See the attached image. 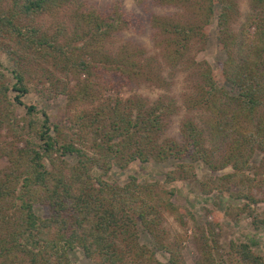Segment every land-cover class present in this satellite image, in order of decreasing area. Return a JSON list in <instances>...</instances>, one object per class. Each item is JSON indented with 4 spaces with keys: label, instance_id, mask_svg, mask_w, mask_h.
Masks as SVG:
<instances>
[{
    "label": "trees",
    "instance_id": "trees-1",
    "mask_svg": "<svg viewBox=\"0 0 264 264\" xmlns=\"http://www.w3.org/2000/svg\"><path fill=\"white\" fill-rule=\"evenodd\" d=\"M152 1L175 7L169 14L149 11L147 25L163 63L195 71L198 81L188 100L206 113L202 125L182 119L178 137L165 132L176 110L170 96L118 95L128 81L166 84L156 56L114 43L121 31L143 28L142 18L120 0L0 1V50L11 77L5 80L0 62V264H76L69 255L75 248L92 264H186L181 235L162 225L164 211L181 225L185 214L194 220L171 200V182L185 179L197 181L202 193L237 201L194 228L196 264H264V254L250 242L221 245L216 230L219 218L235 221L241 213L254 228L264 225L255 210L264 197L252 193L264 182V0H249L237 30L231 26L236 0ZM64 8H70L67 18L57 19L51 30L35 24L37 17ZM213 21L225 55L217 71L193 55L194 43L205 41ZM47 57L65 75L77 76L71 85L54 78L60 83L53 93H63L71 108L67 124L51 122L45 110L21 98L28 91V67ZM108 89L114 94L104 93ZM19 105L22 115L15 111ZM132 160L173 162L160 178H105L111 166L124 168ZM35 204L44 206V214ZM141 231L150 243L140 241ZM156 249L166 253L164 261L155 257Z\"/></svg>",
    "mask_w": 264,
    "mask_h": 264
},
{
    "label": "rangeland",
    "instance_id": "rangeland-1",
    "mask_svg": "<svg viewBox=\"0 0 264 264\" xmlns=\"http://www.w3.org/2000/svg\"><path fill=\"white\" fill-rule=\"evenodd\" d=\"M4 3L6 0H0ZM88 5H98L111 0H83ZM122 7L125 10L132 11L142 18L143 28L140 31L126 29L121 31L120 34L115 36V44H132L143 48L146 55H154L160 60L161 75L165 81V87H159L149 82L144 81H128L127 84H123L118 88V95L123 97L130 94H139L146 97L148 100H152L160 95H168L174 101L176 110L168 117V125L166 133L171 134L174 137H178V128L182 119L186 117L193 118L199 124H203L206 118L205 112L202 109L197 108L190 104L188 100L190 95L195 92V84L197 83V74L191 68H184L183 64H177L173 66L166 65L163 63L159 56L158 46L152 37L151 30L147 25V14L149 11L156 13L169 14L173 12L175 7H163L155 4L152 0H120ZM237 11L234 19L231 23L232 28L237 30L243 22L247 12L250 10L249 0H236ZM70 8H64L55 15L44 14L37 17L35 24H40L43 28L52 29V25L57 19H65L68 16ZM216 25L213 21L208 27L205 41L201 44L199 42L194 43V57L196 60L207 61L212 70H219L220 63L224 58V51L218 46L216 39ZM42 60L41 63H31L28 67L30 70L26 75V81L28 84V91L21 97L23 102L28 104H34L36 108H42L48 115L51 122H59L67 124L66 117L71 112V108L67 106L66 96L63 93L54 94L57 83L61 81H68V84H73L77 76L68 73L65 75L58 65H53L52 58ZM0 62L3 66L5 73V80L10 82V73L6 69L9 61L6 54L0 50ZM185 64V63H184ZM58 79H54L57 78ZM83 77L80 74L79 78ZM226 88H230L225 83ZM98 92L102 90L100 84L96 86ZM12 92V91H11ZM114 94L112 90L108 89L104 93ZM17 114L22 115L24 109L21 105L15 107ZM1 132H6L5 129H1ZM8 137V136H7ZM216 143V142H215ZM219 143V144H218ZM222 148L225 143L217 142ZM67 160L72 161V155L65 156ZM171 160L165 162H154L145 161L140 162L139 160L130 161L124 168H118L111 166L106 172L105 178L109 181L122 182L128 174H132L137 180L140 179H154L160 178L162 172L172 166ZM5 163V157L0 158V165L3 166ZM258 163V160H253V164ZM203 169L196 166L197 177L202 176ZM264 176V174H262ZM171 185L175 187V191L171 196V200L187 208L194 216V220L189 218L187 214L184 215L183 219L185 224L181 225L174 217L164 211V222L163 226L169 231L170 234L181 235V254L186 264H196V252L193 244V234L196 226L201 221L207 219L211 220L212 215L215 211H222L224 206L229 203H234L236 200L227 199L225 196L211 191L209 193H202L199 189V184L194 179L175 180L171 182ZM169 184H165L168 187ZM253 195L260 199L264 197V182L260 183L253 191ZM237 202V201H236ZM239 202V201H238ZM34 210L38 213L44 214V206L38 204L34 205ZM255 210L259 216H264V199H261L255 203ZM219 225L216 228L218 235V242L221 245H225L229 239L246 240L250 242L251 249L259 254H264V225L260 224L254 228L250 223V217L245 213L238 215L234 221L231 217H221L218 219ZM140 241L146 243L149 242V236L145 232L139 233ZM69 255L72 261L76 264H92L90 258L84 256L83 252L79 248H75L69 251ZM155 257L161 261L165 260L166 253L164 251L155 250Z\"/></svg>",
    "mask_w": 264,
    "mask_h": 264
}]
</instances>
